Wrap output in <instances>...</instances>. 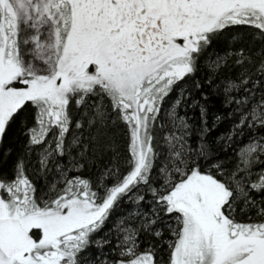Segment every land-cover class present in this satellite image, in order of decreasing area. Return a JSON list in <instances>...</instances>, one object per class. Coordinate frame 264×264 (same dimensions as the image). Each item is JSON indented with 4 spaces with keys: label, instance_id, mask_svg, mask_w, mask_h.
<instances>
[{
    "label": "snow or ice",
    "instance_id": "obj_1",
    "mask_svg": "<svg viewBox=\"0 0 264 264\" xmlns=\"http://www.w3.org/2000/svg\"><path fill=\"white\" fill-rule=\"evenodd\" d=\"M0 264H264V0H0Z\"/></svg>",
    "mask_w": 264,
    "mask_h": 264
}]
</instances>
